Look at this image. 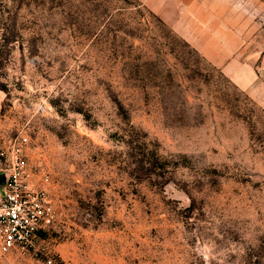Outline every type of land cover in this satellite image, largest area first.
I'll list each match as a JSON object with an SVG mask.
<instances>
[{"label": "rangeland", "instance_id": "374dc122", "mask_svg": "<svg viewBox=\"0 0 264 264\" xmlns=\"http://www.w3.org/2000/svg\"><path fill=\"white\" fill-rule=\"evenodd\" d=\"M20 147L53 264H264V0H0Z\"/></svg>", "mask_w": 264, "mask_h": 264}, {"label": "built area", "instance_id": "2783aa9c", "mask_svg": "<svg viewBox=\"0 0 264 264\" xmlns=\"http://www.w3.org/2000/svg\"><path fill=\"white\" fill-rule=\"evenodd\" d=\"M22 156L21 147L4 159L0 156V174L6 176L0 188V254L27 262L45 258L44 264H53L42 244L55 222V211L45 189L30 183Z\"/></svg>", "mask_w": 264, "mask_h": 264}, {"label": "water", "instance_id": "95a60500", "mask_svg": "<svg viewBox=\"0 0 264 264\" xmlns=\"http://www.w3.org/2000/svg\"><path fill=\"white\" fill-rule=\"evenodd\" d=\"M5 179H6L5 174H0V188L4 186Z\"/></svg>", "mask_w": 264, "mask_h": 264}]
</instances>
